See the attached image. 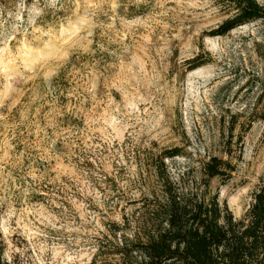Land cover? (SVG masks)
Returning <instances> with one entry per match:
<instances>
[{"label":"rangeland","instance_id":"1","mask_svg":"<svg viewBox=\"0 0 264 264\" xmlns=\"http://www.w3.org/2000/svg\"><path fill=\"white\" fill-rule=\"evenodd\" d=\"M264 5V0H258ZM217 0H0V240L10 264H89L133 235L159 148L178 178L229 160L236 220L264 183V22L210 35ZM206 61L189 70L190 58ZM159 147V148H158ZM155 161V160H154Z\"/></svg>","mask_w":264,"mask_h":264},{"label":"trees","instance_id":"2","mask_svg":"<svg viewBox=\"0 0 264 264\" xmlns=\"http://www.w3.org/2000/svg\"><path fill=\"white\" fill-rule=\"evenodd\" d=\"M217 3L227 16L210 31L212 36L225 35L248 21L264 22V5L258 0ZM202 56L188 59L189 70L206 63ZM180 155L178 146L151 154L147 170L152 171L154 197L144 199L138 231L129 235L112 222L104 237L97 239L89 264H264V183L253 192L245 216L236 220L211 189V180H228L235 165L211 156L202 161L199 176L184 172L176 178L166 159ZM4 249L0 240V264H10Z\"/></svg>","mask_w":264,"mask_h":264}]
</instances>
